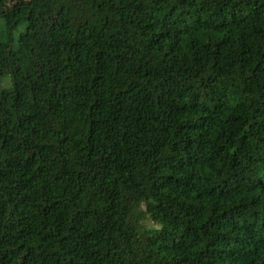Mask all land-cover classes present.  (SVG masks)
I'll list each match as a JSON object with an SVG mask.
<instances>
[{
  "label": "trees",
  "instance_id": "obj_1",
  "mask_svg": "<svg viewBox=\"0 0 264 264\" xmlns=\"http://www.w3.org/2000/svg\"><path fill=\"white\" fill-rule=\"evenodd\" d=\"M6 1L0 264H264V0Z\"/></svg>",
  "mask_w": 264,
  "mask_h": 264
},
{
  "label": "rangeland",
  "instance_id": "obj_2",
  "mask_svg": "<svg viewBox=\"0 0 264 264\" xmlns=\"http://www.w3.org/2000/svg\"><path fill=\"white\" fill-rule=\"evenodd\" d=\"M25 0H7L5 3H4V8H9L13 5H17V4H20L22 2H24ZM0 23H1V20H0ZM21 30V27H19L17 29V31L14 32L13 36L16 37L17 33ZM4 81V85L7 83V79L6 80H3ZM144 224L146 226L148 225H152L151 221L149 220H144Z\"/></svg>",
  "mask_w": 264,
  "mask_h": 264
}]
</instances>
